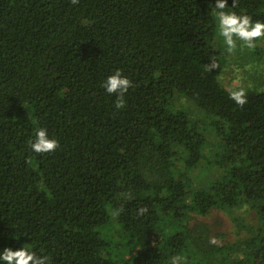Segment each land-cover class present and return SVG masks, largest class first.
<instances>
[{"label":"trees","instance_id":"1","mask_svg":"<svg viewBox=\"0 0 264 264\" xmlns=\"http://www.w3.org/2000/svg\"><path fill=\"white\" fill-rule=\"evenodd\" d=\"M211 3L0 0V250L25 243L52 264H264V89L230 98ZM235 10L264 19V0ZM116 69L132 81L119 109L101 87ZM36 127L55 151L30 150ZM215 209L233 241L200 219Z\"/></svg>","mask_w":264,"mask_h":264},{"label":"clouds","instance_id":"2","mask_svg":"<svg viewBox=\"0 0 264 264\" xmlns=\"http://www.w3.org/2000/svg\"><path fill=\"white\" fill-rule=\"evenodd\" d=\"M75 3L76 0H73ZM237 0H232L231 6L228 0H215L212 4V17L216 22V35L222 38L223 44L228 50L235 49L238 42L241 47L255 49L258 42L264 41V19H253L245 11H237ZM209 71L216 68L215 62L208 66ZM132 81L122 74L120 69H116L108 75L102 82L101 87L106 93L115 94L116 108H123L125 105V94L131 87ZM230 98L240 106L247 102L246 92L244 88L230 92ZM30 150L35 153H49L55 151L59 147V141L49 135L44 127H36L34 136L29 144ZM146 211L141 207L138 209L139 214ZM210 243L216 244L215 238ZM24 246L13 248L11 246L4 247L0 250V264H52L50 255L38 254V250L23 244ZM183 257L174 255L170 258V264H183Z\"/></svg>","mask_w":264,"mask_h":264},{"label":"rangeland","instance_id":"3","mask_svg":"<svg viewBox=\"0 0 264 264\" xmlns=\"http://www.w3.org/2000/svg\"><path fill=\"white\" fill-rule=\"evenodd\" d=\"M217 42L220 47L228 51V60L221 77L224 86L230 91L254 86L264 89V56L262 54L264 41L257 44L262 53L256 49L241 47L239 42L237 47L232 50L227 49L222 42V38L217 37ZM205 172L198 171V174L201 176ZM236 214L241 216L246 223L256 224L255 213L249 207L243 206L239 208ZM200 219L207 222L215 233H222L224 241H233L238 236L237 228L232 218L223 211L215 209L209 215ZM242 234H244V231L240 235Z\"/></svg>","mask_w":264,"mask_h":264}]
</instances>
